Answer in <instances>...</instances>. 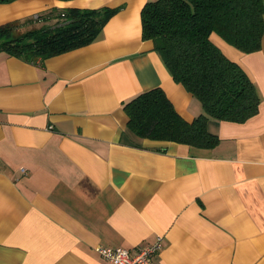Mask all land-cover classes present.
Masks as SVG:
<instances>
[{"label": "crops", "instance_id": "obj_1", "mask_svg": "<svg viewBox=\"0 0 264 264\" xmlns=\"http://www.w3.org/2000/svg\"><path fill=\"white\" fill-rule=\"evenodd\" d=\"M147 1H0V24L115 9L94 40L48 58L0 50V264H111L97 246L158 235L155 264H264V34L250 53L210 35L254 83L253 116L210 118L209 148L140 138L123 103L141 91L161 87L187 121L202 112L142 39Z\"/></svg>", "mask_w": 264, "mask_h": 264}, {"label": "trees", "instance_id": "obj_2", "mask_svg": "<svg viewBox=\"0 0 264 264\" xmlns=\"http://www.w3.org/2000/svg\"><path fill=\"white\" fill-rule=\"evenodd\" d=\"M114 11L71 8L2 23L0 50L31 62L48 58L94 40ZM39 17L57 21L32 25ZM140 18L142 39L152 41L172 78L200 102L202 112L187 121L164 90L154 87L124 101L128 132L209 148L218 141L208 131L210 118L239 123L257 112L260 97L254 83L210 35L217 33L245 53L258 51L264 0H151L142 6Z\"/></svg>", "mask_w": 264, "mask_h": 264}, {"label": "built area", "instance_id": "obj_3", "mask_svg": "<svg viewBox=\"0 0 264 264\" xmlns=\"http://www.w3.org/2000/svg\"><path fill=\"white\" fill-rule=\"evenodd\" d=\"M61 15L63 16V13ZM162 239V236L158 235L153 243L135 249L99 245L96 251L102 259L111 264H155L153 257L161 248Z\"/></svg>", "mask_w": 264, "mask_h": 264}, {"label": "rangeland", "instance_id": "obj_4", "mask_svg": "<svg viewBox=\"0 0 264 264\" xmlns=\"http://www.w3.org/2000/svg\"><path fill=\"white\" fill-rule=\"evenodd\" d=\"M31 18H34V19H35L36 17L34 16V17H31ZM34 19H32V20H34ZM38 22H39V21H38ZM32 23H33L32 25H34V24H38L36 20L32 21ZM39 24H40V22H39ZM39 24H38V25H39ZM28 26H29V25H28Z\"/></svg>", "mask_w": 264, "mask_h": 264}]
</instances>
